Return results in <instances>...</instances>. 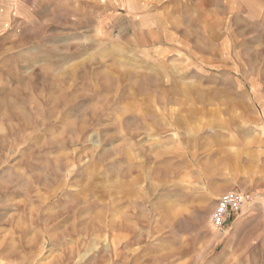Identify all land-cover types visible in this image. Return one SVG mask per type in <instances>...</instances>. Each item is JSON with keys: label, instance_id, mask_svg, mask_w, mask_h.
Segmentation results:
<instances>
[{"label": "rangeland", "instance_id": "rangeland-1", "mask_svg": "<svg viewBox=\"0 0 264 264\" xmlns=\"http://www.w3.org/2000/svg\"><path fill=\"white\" fill-rule=\"evenodd\" d=\"M123 30L116 0H0V264H115L104 255L128 251L141 226L185 234L231 191L254 202L225 231L264 222V78L223 85L239 98L223 94L221 115L212 100L206 114L171 101L152 116L136 93L193 87L160 90L152 54L124 52Z\"/></svg>", "mask_w": 264, "mask_h": 264}, {"label": "crops", "instance_id": "crops-1", "mask_svg": "<svg viewBox=\"0 0 264 264\" xmlns=\"http://www.w3.org/2000/svg\"><path fill=\"white\" fill-rule=\"evenodd\" d=\"M116 3L124 27L118 35L124 52L152 54L153 57L143 58L151 62L149 76L161 85L160 90L163 84L172 82L193 87V91L183 94L136 93L135 100L150 102L153 111L150 115H169L173 106L167 102L171 101L196 102L195 114L199 113L196 106L203 103L201 112L206 114V101L212 100H219L213 112L221 115L223 94L228 95L227 98L224 95V101L228 99L231 107L237 105L239 98L235 89L226 90L223 85H249L257 76L264 78V61L260 67L254 61L257 54H264V0H116ZM257 68L261 72H255ZM137 76L136 73L134 79ZM251 94H255L253 88L248 96ZM221 193L214 192L212 201ZM235 216H230L223 229L215 228L212 221L189 222L186 226L189 231L182 235L172 224L149 222L141 226L140 236L128 251L118 249L105 254L104 260L115 264H251L255 248L258 250L264 238V222L235 221L225 231ZM260 251L264 255V245Z\"/></svg>", "mask_w": 264, "mask_h": 264}, {"label": "built area", "instance_id": "built-area-1", "mask_svg": "<svg viewBox=\"0 0 264 264\" xmlns=\"http://www.w3.org/2000/svg\"><path fill=\"white\" fill-rule=\"evenodd\" d=\"M254 197L250 193L231 191L224 194L218 201L212 216V224L217 229H223L232 215H239L246 206L253 204Z\"/></svg>", "mask_w": 264, "mask_h": 264}]
</instances>
